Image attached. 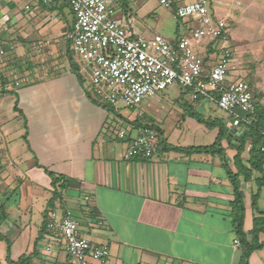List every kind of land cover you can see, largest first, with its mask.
Returning <instances> with one entry per match:
<instances>
[{"label": "crops", "instance_id": "0c3cea01", "mask_svg": "<svg viewBox=\"0 0 264 264\" xmlns=\"http://www.w3.org/2000/svg\"><path fill=\"white\" fill-rule=\"evenodd\" d=\"M190 1L149 10L152 20L142 26L140 9L133 13L124 0L115 19L128 35L159 34L174 40L189 26L175 17V6ZM72 22L64 1L0 0V169L24 162L27 169L43 168L65 178L69 188L63 198L60 192L61 212L71 213L82 237L108 247L107 264H264V186L258 189L257 183L264 179V163L254 167L252 141L244 130L231 132L223 121L219 150L187 153L181 150L212 146L219 128L195 121L190 130L184 111H175L178 128L184 127L193 141L171 143L166 129L156 127L160 144L152 158L126 157L138 120L155 122L158 111L171 112L174 106L156 96L150 114L131 108L124 118L130 128L116 131L107 106L89 97L87 83L81 86L71 71L70 45L63 34ZM6 51L13 52L12 61L1 58ZM205 54L211 55L209 50ZM12 62L20 75L9 69ZM184 109L199 113L192 105ZM233 180L242 195L241 236L231 209ZM22 181L18 175L0 173V204L6 203L0 231L11 241L12 262L33 251L32 233L40 231L46 209L39 204L33 218V195L39 199L42 194ZM29 182L37 183L32 178ZM69 206L78 208L77 218ZM41 239L31 264H74L62 243L53 242L60 241L56 234L46 231ZM243 243L259 247L244 258ZM4 256L0 248V259Z\"/></svg>", "mask_w": 264, "mask_h": 264}, {"label": "built area", "instance_id": "2783aa9c", "mask_svg": "<svg viewBox=\"0 0 264 264\" xmlns=\"http://www.w3.org/2000/svg\"><path fill=\"white\" fill-rule=\"evenodd\" d=\"M60 1L67 3L73 16L65 39L87 68L89 84L85 89L100 90L108 103L121 101L134 108L177 85L188 89L194 101L208 100L225 114L234 130L242 131L252 124L255 103L250 87L243 80L229 79L233 53L220 45L230 39L229 25L226 20L213 18L207 0L175 6V17L189 26L187 36L179 35L174 40L159 34L149 39L128 35L115 19L124 0ZM175 1L159 0V4L170 8ZM196 47L201 49L199 53ZM208 50L211 55L205 54ZM213 58L215 62L210 65ZM159 144L157 130L143 123L130 141L126 157L147 161ZM261 150L264 152V148ZM45 228L59 237L63 251L74 264H107L108 247L82 237L70 212H48ZM233 244L238 247L239 240Z\"/></svg>", "mask_w": 264, "mask_h": 264}, {"label": "rangeland", "instance_id": "374dc122", "mask_svg": "<svg viewBox=\"0 0 264 264\" xmlns=\"http://www.w3.org/2000/svg\"><path fill=\"white\" fill-rule=\"evenodd\" d=\"M209 2L210 6V14L213 16L214 19H223L226 20L229 25V32H230V39L227 43L220 44L222 46L228 47V49L233 53V61L231 63V68L229 72V79L230 80H243L245 81L249 87L250 91L252 92V95L254 97V101L257 105H260V100L264 98V0H207ZM191 2V1H190ZM159 0H128V7L133 12L136 13V10L140 11L138 12V17L141 18V22H139V18L137 19L142 26L148 25L149 21L152 20L149 10L155 9V7H158ZM66 26L64 29L63 37L66 38L68 33L70 32V28ZM179 35H188L187 29H182ZM152 37V36H151ZM146 37L144 38H151ZM204 43H207L209 41L203 40ZM5 46L6 44H2ZM70 45V43H69ZM196 51L199 53L201 49H198L196 47ZM14 56L13 52L6 51L5 55L1 56L2 59L10 60V58ZM65 58V57H64ZM70 58L73 62V64L76 66L77 71L81 78L89 84V77H88V71L85 66V63L80 59V57L77 55V53L70 49ZM65 60V59H64ZM69 64L70 60L67 59ZM215 62V58H213L210 61V65H213ZM13 64L9 65V69H14V74L20 75L19 68H13ZM35 63V62H34ZM33 62L29 64H34ZM47 63V62H46ZM39 66H37L38 68ZM44 66L41 65L40 68L42 69ZM39 73V70H38ZM261 90V91H260ZM263 92V93H261ZM17 93V92H16ZM88 94L90 97L95 99L98 102H101L106 107V110L111 113V118L114 119V125L113 128L118 131V129H129L130 123L127 122L126 119H124L127 115V112L132 113L133 109L127 107L123 102L117 101L114 104L108 103L102 99L103 95L100 90H93L91 88L88 89ZM16 95V94H15ZM181 96V97H180ZM159 98H164L165 101H168L174 106V111L171 112L163 110L164 112L159 115V111L157 112L158 120L155 122L149 121L148 119H139L138 124L143 123H154V127H160L161 129H166V134L169 135L171 143H182L183 140L190 143L193 141V137L188 133L187 130H185L184 127L178 128V123L181 121L177 118L175 111H179L180 114L182 111H184L185 104L192 105L195 108H198L197 111L199 113H202L204 115L209 114L208 116L213 117V119H220L224 121L226 124H230L227 120V117L225 114L215 107L211 106L212 104L206 100L201 99L194 101L191 98V95L188 91V89L179 87L177 85H172L168 87L167 90L163 91L162 93H159L157 95ZM155 97H152L150 99H147L143 102H141L139 105L136 106V108L143 113H151L152 106L150 102L152 100H155ZM180 97V98H179ZM103 100V101H102ZM264 101V100H263ZM264 104V102H262ZM262 106V105H261ZM195 112V111H193ZM197 113V112H196ZM226 118V119H225ZM225 119V120H223ZM117 122H116V121ZM185 120L190 122V130L197 122L195 119L189 117L188 115H185ZM196 121V122H195ZM161 122H164V125L161 124ZM120 125V126H119ZM180 130V131H177ZM189 130V131H190ZM166 136V135H165ZM179 141V142H178ZM19 163V166L16 164L12 165L9 164L8 166L3 167V169H0V173L7 172L9 176L16 177L17 175L20 176L25 183V187L31 186L32 192H40L42 194V197H39V199L36 197L35 193L33 195V202H34V211H33V218L36 217L35 213L37 211V208L39 207V204L42 207H47L48 201L52 197V195L56 192H58V189H54L50 183H51V177L48 175L49 170L47 169H27L26 164L24 162H14ZM17 168L21 169V173H17ZM54 175V174H53ZM57 176V175H55ZM36 179L38 186H45L46 188L50 187V191L46 193H42V189L40 191L39 188L36 187L35 183H30V179ZM71 194V192H67V194ZM58 194V193H57ZM64 196V191L62 194V198ZM60 199L61 195L53 202V208L56 209L58 213L61 212V205H60ZM64 205V203H63ZM70 207V206H69ZM72 209V212L74 214V217L77 218V211L78 208L70 207ZM79 221V220H77ZM78 229L80 231V228L78 226ZM39 236V230H36L32 233L33 240L31 241V245L35 244V238H38ZM54 238V237H51ZM42 239L39 240L41 242ZM38 242V243H39ZM55 243L60 241H53ZM0 248L2 251H4V258L0 259V264H5V258H6V245L3 242H0ZM66 254V253H65ZM33 260V259H32ZM70 261H73L70 259Z\"/></svg>", "mask_w": 264, "mask_h": 264}, {"label": "trees", "instance_id": "16d2710c", "mask_svg": "<svg viewBox=\"0 0 264 264\" xmlns=\"http://www.w3.org/2000/svg\"><path fill=\"white\" fill-rule=\"evenodd\" d=\"M69 60H70L71 71L73 72V74L77 78L79 84L82 86L84 83V80L79 75L77 68L73 64L70 57H69ZM251 94H252V92H251ZM88 96L90 97L89 94H88ZM252 97H253V95H252ZM253 100H254V97H253ZM254 103H255V115L253 117L252 124L250 126H247L244 129L243 133H244L245 137L250 138L252 141V146L250 149V158H251L250 160H252L254 167L256 169H258L264 163V152L261 150L262 148H264V136L262 135V133L264 132V108L261 105H257L255 101H254ZM15 108H16V104L14 106V109ZM184 113H185V115H188L189 117L195 119L198 123L205 125L207 128L218 127L219 128V135L216 138V141L212 146L203 147V148H189L187 150H181V151H185L187 153H192V152H194V153H211V152H215V151L219 150V142H220V139L225 132V126L223 124V121L220 119L205 118L201 114L193 112V111H189L188 109H185ZM154 128L156 129V127H154ZM157 132L159 134L158 130H157ZM24 139H26L25 135H24ZM172 149H175V148H172ZM239 151H240V149H239ZM48 175L51 177V180H52L50 185L54 189H58L59 191L54 193L52 195V197L50 198V200L48 201L47 207L44 211V224L42 225V227L39 231L38 238L35 240V244L33 246V251L29 255L20 256L16 262H12L10 260L11 241L9 240L8 237L3 235L0 231V242H4L6 245V264H31V260L33 259V257H35L36 245L39 242V240L41 239L44 232H46L45 222H46L47 214H48V212L54 210L53 202L60 196V192L68 190V188H69L68 181L65 180V178H63L62 176H55V175L51 174L50 172H48ZM257 183H258V189L263 187L264 186V179L259 180ZM233 194H234V199L231 203V209H232V212L234 214V223H235L237 234L239 236H241L240 229H241V223H242L244 209H243V203H242V195H241V192H240L238 185L235 182V180H233ZM256 196H257V193L253 197V206L255 205ZM5 207H6L5 202L0 204V221L2 219L6 218ZM255 225H256V223L254 222V229L252 232L253 241L256 239V226ZM258 247L259 246H257V245H253V243H251V244L243 243L242 250H243L244 258H248L250 253L253 250H256Z\"/></svg>", "mask_w": 264, "mask_h": 264}, {"label": "water", "instance_id": "95a60500", "mask_svg": "<svg viewBox=\"0 0 264 264\" xmlns=\"http://www.w3.org/2000/svg\"><path fill=\"white\" fill-rule=\"evenodd\" d=\"M234 129L233 128H231V132L233 131Z\"/></svg>", "mask_w": 264, "mask_h": 264}]
</instances>
